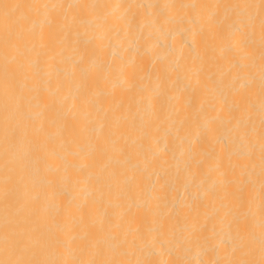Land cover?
<instances>
[{
	"label": "bare ground",
	"instance_id": "1",
	"mask_svg": "<svg viewBox=\"0 0 264 264\" xmlns=\"http://www.w3.org/2000/svg\"><path fill=\"white\" fill-rule=\"evenodd\" d=\"M16 2V0H7ZM25 2V0H21ZM26 2L68 4H95L109 5L98 8L94 15L106 17L109 22L119 18L121 37L124 43L115 39L104 40L103 52L100 56H89L81 65L83 75L89 76L87 89L78 87V79H72L66 73L70 70L68 64L54 63L53 67L41 72V88L48 87L47 93H41L39 102L41 108H28L35 105L36 100L29 94L24 96L27 114L31 117L29 123L39 125L43 106L55 101L54 110L44 109L43 118L53 123L46 125L45 133L39 138L46 145L49 156L46 159L48 168L57 170L56 191L63 192L70 187L59 182V177L67 174L71 180L78 181L83 191L80 199H98L104 193V200L112 194V206L109 213H114V222L123 214L119 233L123 238L125 233L131 240V231L140 224L146 233V239L154 236L158 239L154 249L145 248L144 255L150 251L155 255L151 259L160 260H187L191 264H210L212 260L223 258L224 249L212 250L211 245L196 246L183 243L185 235L192 231L193 223L211 231L215 224L217 232L226 234V223H221L217 216V208L210 199V193L222 186V181L230 176L221 175L225 170L231 172L234 168L239 176L246 160L238 153L247 150L240 141L232 135L229 129L237 125L241 111L237 107L238 96L233 94V87L240 88L247 83L249 70L256 75L254 97L256 108L251 113V120L245 113L240 123L245 128L256 129L252 137L254 144L255 175H259V18L258 10L251 9L257 16L253 39L254 49L257 51L255 66L251 69L237 70L231 68L227 62L223 63L224 71L231 70L232 76L217 84L219 74L209 77V71L216 72L214 67L209 68L207 57L212 55V42L197 36L193 41L192 25L187 17L195 15L191 8H182L180 5L196 4H235L253 3L259 0H26ZM131 6V7H129ZM67 10V9H66ZM71 15V10H67ZM212 12L214 9H208ZM222 14V13H221ZM236 18L235 12L231 13ZM87 22L92 15L83 17ZM43 16H35L24 22L25 31L35 28ZM130 24V29H124ZM199 31V25L195 26ZM79 31L83 34L85 26ZM234 29L230 22L224 27V40L215 43L216 54L220 49L232 42ZM86 37H80V49L91 51L96 42L85 43ZM159 41V44H157ZM191 46V47H190ZM11 60V55L9 56ZM74 59H76L74 57ZM237 59L233 57V60ZM5 61L4 53L0 48V69ZM123 66V70H122ZM129 66H135L137 72L134 78L130 76ZM59 70V71H57ZM96 73L99 79H93ZM62 86L57 91L56 84ZM20 82L16 91H20ZM131 86V90H129ZM86 100V104L84 101ZM75 103V106H74ZM3 97L0 93V124L3 119ZM68 109H72L71 112ZM158 110L159 117L153 116V110ZM85 113H88L87 124L82 137L76 139L64 137V143L58 137V129L66 121L85 123ZM233 118L229 121L228 116ZM183 121V123H181ZM114 126L115 136L110 139L116 141L115 150L112 144L108 145V154L111 156L100 158L93 154V144L98 135L108 136L109 124ZM212 131H206L208 128ZM77 151L80 157H86L89 167L80 172V165L84 163L80 157H69L67 165L60 157L65 150ZM43 155V154H42ZM218 161L221 168L217 170ZM3 144L0 139V259L4 258V196L2 192L3 177ZM115 172L114 177L102 173L103 166ZM33 167H39L41 177L47 175L44 162L33 161ZM97 175L101 179L97 182ZM244 179H247L245 176ZM237 185H233L236 187ZM39 190V189H37ZM118 193V195H117ZM254 223L257 235L259 234V185L253 192ZM45 207L47 221L45 228L52 232L59 231L65 223L76 222L74 206L69 220L57 215L55 205L63 209L68 206L67 198L61 197L52 201L53 207L42 202ZM151 210L145 217L138 210ZM104 207L98 205L94 210V217L99 223L103 217ZM222 215V213H221ZM135 216V220H129ZM11 218V217H10ZM166 229L165 235L161 224ZM151 230V234H148ZM137 255H140L139 251ZM258 257V252H257ZM133 259L136 256H132Z\"/></svg>",
	"mask_w": 264,
	"mask_h": 264
},
{
	"label": "snow or ice",
	"instance_id": "2",
	"mask_svg": "<svg viewBox=\"0 0 264 264\" xmlns=\"http://www.w3.org/2000/svg\"><path fill=\"white\" fill-rule=\"evenodd\" d=\"M109 7V5L95 4H65L36 3V2H7L0 0V48H2L5 61L0 69V93L3 97V119L0 124V139L3 144V177L2 192L4 196V258L0 264H191L187 260H160L151 259L155 255L154 250L144 255L145 248L154 249L158 239L154 236L147 240L146 233L140 224H137L132 239H128L127 233L120 237L119 228L123 221V214L114 222V213H109L108 208L112 206V194L109 199L104 200V193H100L98 199L89 200L85 194L80 199L83 189L78 181L71 180L67 174L59 177V182L69 185L63 192L56 191L57 170L47 167L46 159L57 154L47 151L46 145L41 143L39 138L45 133L46 125L53 123L45 120L42 112L54 110L55 101L43 106L39 125L29 123L31 117L27 114L24 104L25 94L36 100L35 105H28V108H41L39 97L41 93L50 91L48 87L41 88L40 76L44 69H51L54 63L68 64L70 70L66 73L72 79H78V87L87 89L89 76L83 75V65L89 56H100L104 48V40L115 39L123 44L119 18L109 22L106 17L94 15L98 8ZM131 7V6H129ZM182 8H191L195 15L187 17L189 25H192L193 41L197 36L206 41L212 42V55L207 57L209 68L214 67L216 72L209 71V77L219 74L218 85H222L225 79L232 76L231 70L225 72L223 63L227 62L231 68L243 70L255 66L257 51L253 46L255 25L257 16L251 13V9L258 10L259 18V175H255L254 144L252 137L256 129L240 128L245 113L251 120V113L256 108L254 97L256 75L247 73V83H242L240 88L233 87L232 91L239 99L237 107L241 111V117L237 125L229 129L247 150H242L238 155L247 161L243 165L239 176L235 169L231 172L225 170L223 176H230V179L222 181V186L210 193V199L217 208V216L222 224L226 223L227 233L222 234L216 231L215 224L211 231L203 226L193 223L192 231L184 236L183 243L191 246L211 245L212 250L224 249L223 258L215 259L210 264H264V0L258 4L235 3V4H196L180 5ZM71 10V15L67 10ZM208 9L215 11L209 12ZM235 12L236 18L232 19L231 13ZM222 13V14H221ZM43 16L39 24V30L35 28L25 31L23 24L32 15ZM92 15V20L84 21L83 17ZM230 22L234 29L231 34L233 39L230 44L220 49L216 54L215 43L224 40V27ZM84 25L85 31L82 34L79 29ZM199 25V31L196 29ZM130 24L124 29L127 33ZM86 37L85 43L95 41V47L88 51L81 50L80 37ZM159 44V41H157ZM191 47V46H190ZM11 55V60L9 56ZM74 57L76 59H74ZM233 57L237 59L233 60ZM123 70V66H122ZM59 71V70H57ZM128 71L132 78L135 77L137 68L129 66ZM20 91L17 93L16 86L20 82ZM93 79H99L100 74L96 73ZM62 86L58 80L56 90ZM131 90V86L129 88ZM86 104V100L84 101ZM75 106V103H74ZM69 112L72 109H68ZM88 113H85V123L77 121H66L58 129V137L64 143V137L76 139L82 137L87 124ZM153 116L159 117L158 110H153ZM233 117L228 116L229 121ZM183 123V121H181ZM210 127L206 131H212ZM115 136L114 126L109 124L108 136L98 135L93 144V154L100 158L111 156L108 154V145L112 144L115 150L116 141L110 138ZM43 154V155H42ZM80 157L77 151L65 150L60 157L68 163L69 157ZM84 163L80 165V172L89 167L86 157H80ZM33 161L44 162L47 175L41 177L39 167H33ZM218 161L217 170L221 168ZM114 177L115 172L109 171L107 164L102 168V173ZM247 179H244V177ZM97 182L101 175H97ZM259 185V234L257 235L256 224L252 207L254 203L253 192L256 185ZM233 185H237L233 187ZM39 189V190H37ZM118 195V193H117ZM61 197L67 198L68 206L61 209L53 205L52 201ZM55 207L57 215H63L69 220L76 212L75 223H65L59 227V231L52 232L45 228L47 217L45 207ZM103 205V217L97 223L93 210ZM138 210L145 217L150 213ZM222 213V215H221ZM11 217V218H10ZM133 216L129 223L134 222ZM162 231L159 235H165L166 229L161 224ZM151 234V230H148ZM139 251L140 255H137ZM258 252V257H257ZM132 256H136L135 259ZM200 264H204L203 261Z\"/></svg>",
	"mask_w": 264,
	"mask_h": 264
}]
</instances>
